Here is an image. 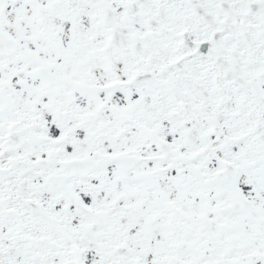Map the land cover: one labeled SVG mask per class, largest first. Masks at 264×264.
<instances>
[{"label":"snow or ice","instance_id":"1","mask_svg":"<svg viewBox=\"0 0 264 264\" xmlns=\"http://www.w3.org/2000/svg\"><path fill=\"white\" fill-rule=\"evenodd\" d=\"M0 264H264V0H0Z\"/></svg>","mask_w":264,"mask_h":264}]
</instances>
